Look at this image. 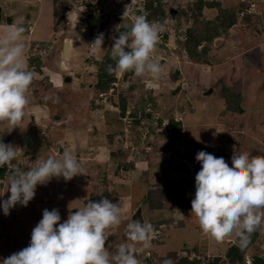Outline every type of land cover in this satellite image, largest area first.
Here are the masks:
<instances>
[{
    "label": "rangeland",
    "instance_id": "374dc122",
    "mask_svg": "<svg viewBox=\"0 0 264 264\" xmlns=\"http://www.w3.org/2000/svg\"><path fill=\"white\" fill-rule=\"evenodd\" d=\"M147 1L154 0H7V11L13 15L15 24L27 30L23 37L25 59L35 79L27 93L29 105L23 125L11 130L0 123V141L17 148L14 166L24 170L50 156L59 158L67 150L82 163L87 174L70 181L52 178L44 185H37L28 205L18 204L10 209L9 215L0 208V264L29 246L32 229L42 219L44 209H58L62 223L92 196H95L93 201H99L108 192L113 194L105 198L120 204L122 219L119 228L109 230L107 247L112 253L120 244L131 243L125 235L126 225L140 204H143L145 222L167 220L169 224L161 237L153 234L151 247L143 250L140 245L136 246L137 251H144L138 258L140 264H144L142 259L147 252L162 256L176 253L173 264H186L180 262L183 256L198 258V262L205 264L216 258L222 262L229 247L238 245L235 233L222 242L205 236L195 215L182 213L183 206L177 205L178 199L177 203L166 202L163 210L152 208L149 190L166 188L168 180H174L185 169L186 175L191 174L187 163L185 167L179 166L178 160L191 161L195 149L200 151L209 144L220 148L229 166L234 151L264 156V0L245 3L155 0L162 1L166 8L173 6L178 10L173 18L168 12L169 17L165 19L168 33H164L162 43L168 45L162 47L159 43L153 55L164 72L159 78L150 74L137 77L131 72L127 79L123 78L124 73L122 76L117 73L114 88L97 89L94 81L98 67L111 56L112 38H118L121 26L133 24L136 16L145 15L142 7ZM251 1L255 3V14L247 17V12L243 15L240 11L237 25L221 32L220 20L213 16L221 11L230 15L233 8H247ZM96 12L108 17V22L106 28L91 32L87 16ZM209 15L217 20L216 24L209 23ZM5 27L0 29V36ZM187 29L203 37L198 48H208L204 62H196L186 53L183 47L186 37L180 34ZM100 33L104 34L102 48H95L91 44ZM69 36L74 39L73 49L66 58L62 56L60 41ZM161 58L165 59L163 64ZM67 75L71 79L66 81ZM41 79L46 80L43 81L48 87L41 94H34V85ZM131 84L136 86L129 89ZM225 86L238 88L244 114L219 116L225 107L222 95ZM122 96L130 100L125 116L118 107ZM134 109L138 110L137 120L126 117ZM173 118L181 120L179 125L184 132L171 134L168 130L170 139L164 136L163 130ZM24 146L30 155L21 153ZM119 149L126 152L121 154ZM172 152L179 153L175 158L176 167H169ZM146 153L152 154L151 160L141 161L146 159ZM134 160H138L136 164L131 163ZM199 166L196 162V167H191L195 176ZM7 180L0 178V194L7 188ZM9 195L5 192L0 201ZM153 197L157 198L155 194ZM189 236L198 238L189 240ZM242 249L246 252L239 264H251L248 258L253 259L252 252L264 259V225ZM195 254L200 257H193ZM225 264H231L230 260Z\"/></svg>",
    "mask_w": 264,
    "mask_h": 264
},
{
    "label": "clouds",
    "instance_id": "9594fccd",
    "mask_svg": "<svg viewBox=\"0 0 264 264\" xmlns=\"http://www.w3.org/2000/svg\"><path fill=\"white\" fill-rule=\"evenodd\" d=\"M245 1L240 0L241 3ZM1 2L4 4L2 0ZM251 2L247 8L242 9L240 6L233 8L232 12L236 15L240 11L243 15L244 12H247V16L254 15L255 3ZM152 3L158 5L155 0ZM147 4L148 1L142 7L146 16L151 12ZM167 9L169 12L168 7ZM145 15L136 16L133 24L129 25L130 30L120 32L118 38H112L114 43L111 47V58L115 65H109L108 71L116 72V78L118 74L121 73L122 76L128 72H133L137 77L150 74L159 78L164 72L161 64L153 59V55L159 43L163 44L162 47L168 45L166 42L162 43L166 36L164 33H168L165 31V20L161 21L159 16L149 22ZM170 16L173 18L174 15ZM209 17V21L216 22L212 16ZM26 31L23 25L12 23L6 25L3 35L0 36V123L6 124L11 130L23 125L25 110L29 105L27 93L35 79V73L29 70L25 59L23 37ZM103 41L104 34L100 33L91 45L102 48ZM115 83L110 87L114 88ZM130 111L126 117L133 118ZM173 120L178 123L176 129L167 121L164 133H159L166 134L168 130L171 134L184 132L179 125L181 120ZM173 138L175 140L176 137L173 135ZM24 149L28 150L27 146L23 147L21 153L30 155V150L29 153H24ZM174 154L179 155L178 152H172L171 156ZM16 158L17 148L0 141V168L12 164ZM195 159L201 164L196 176L191 168L196 167L194 160L186 162L180 159L177 162L179 166L187 163L191 170L189 175H186V169L182 173L189 180L183 189L191 186V192L187 196L190 203L182 208V213L194 214L205 236L222 242L225 237L235 233L238 246L246 248L250 244L251 235L264 225V156H251L248 152L234 151L229 166L224 157H216L200 150ZM177 163L174 162L172 167H176ZM86 174L82 163L67 150L59 158L50 156L28 170L13 166L8 175L7 188L0 194L3 196L5 192H9L10 195L0 201V208L5 215H9L10 209L18 204L25 207L28 205L35 196L37 185H44L52 178L63 177L65 181H70L75 176ZM164 189H168L167 184L166 188L161 187L160 190ZM110 194L113 192H108L105 196ZM105 196L99 201H92L95 198L92 196L84 207L70 212L62 223L58 209H44L42 219L32 229L29 246L5 258L2 264H140L137 257L142 251H137L136 246L140 245L142 249L151 247L153 234L161 237V228L166 230L169 224H161L154 230L151 223L133 220L131 216L132 220L127 223L125 232L131 243L120 244L115 253H112L107 247L111 235L109 230L119 228L122 224L121 208L120 204L111 202ZM149 254L147 252L145 257ZM197 256L200 257L198 254L193 257ZM252 261L253 259L248 258V263L252 264ZM161 264H173V261L164 258Z\"/></svg>",
    "mask_w": 264,
    "mask_h": 264
},
{
    "label": "trees",
    "instance_id": "16d2710c",
    "mask_svg": "<svg viewBox=\"0 0 264 264\" xmlns=\"http://www.w3.org/2000/svg\"><path fill=\"white\" fill-rule=\"evenodd\" d=\"M208 6H213L212 4H208ZM147 7L151 10L150 15L146 16L148 21H151L153 19H157L159 16L161 17V21H164L166 18H168V9L165 7V5H163L162 1H160V3H158V5H153V3L151 1H148ZM204 7V6H203ZM203 9V8H201ZM220 17L218 18L220 20V23L218 24L219 26L222 27V30H220L221 32L225 33L226 29H230L232 27H234L235 25H237V15L232 12L230 15L229 14H223L222 11L219 13ZM248 17V16H247ZM250 17V16H249ZM222 18V19H221ZM217 21V20H216ZM107 22H108V17L104 16V15H100L98 14V12L88 15L87 16V27L90 30H95L96 28H106L107 26ZM199 22L198 20L196 21V23ZM204 22V21H202ZM209 23H213V21H210ZM214 24H216L214 22ZM219 33V32H218ZM180 35H184L186 37V39H184V43H185V51L186 53H188V56L190 57V59L196 61V62H204V57L205 55L207 56V52L208 48H206V46H204L202 49H199L198 47L202 45L203 42V37L202 36H198V34L196 32H194L193 30H186L183 33H181ZM220 35V34H219ZM207 39V36H205V40ZM181 42H183V39H180ZM211 40V38L209 39V41ZM180 42V41H179ZM36 45H38L36 43ZM40 45V44H39ZM111 55V54H109ZM115 65V61L110 57H108V60L106 63H102L99 65L98 67V75L96 77V81L95 82V86L97 89L102 90L105 88H109L116 80V72H109L108 71V66ZM131 75V72L128 73H124L123 74V78L127 79L129 76ZM41 79V81H36L35 85H34V94H41V91H44V88L46 89V83H44V81L46 82V80ZM42 85V86H41ZM222 95L225 101V107L224 110L222 111V113L220 114L221 116H225L227 114H236V115H242L244 114V107L242 106V95L241 93H239L238 88L237 87H227L225 86L222 89ZM121 102L119 103V111L121 113L122 116L126 115V112L129 108V99L126 96H122V99L120 100ZM137 109L131 110L130 111V116L133 117L135 120L137 117ZM170 123L173 125V127L176 129L177 128V122H174L173 119L169 120ZM164 136H167L168 138L171 139V137L167 134H164ZM10 138V136H9ZM208 153L213 154L216 157H223V153L220 150V148L216 145H208L206 146V148L202 149ZM119 151L121 152V154H124L126 151L119 149ZM199 150L195 149V152L193 153V156H190V159L196 161L195 159V154H197ZM113 154H116V152H113ZM136 158L139 157V155L135 156ZM152 157V154L150 155L149 153L145 154V158L146 159H142L141 161H150ZM175 158H176V154H174L171 158V160H169V165H174L175 162ZM225 159V158H224ZM17 160V158L12 162L13 166L15 161ZM138 160H134L133 162H131L132 164L137 162ZM146 161V162H147ZM197 162V161H196ZM199 163V162H197ZM136 164V163H135ZM149 164V163H148ZM200 164V163H199ZM201 165V164H200ZM11 164L10 165H6L3 168L0 169V178H8V175L13 167ZM150 166V165H149ZM21 169H23L21 167ZM200 170V169H199ZM83 175H80V177ZM189 180L187 179L186 176H184L183 178H181L179 181L177 182H168L167 186L169 187L168 189H164V190H153L150 189L149 193H150V200L153 204H151L152 208H159V209H163L166 205V202H170L171 204H173L171 201H174L175 203L176 200L178 199L179 202L177 203V205H182L183 207H185L186 205H188V198L186 195V190L183 189V186L188 183ZM2 184L0 183V186ZM153 191V192H152ZM158 191V192H156ZM156 195V199L154 200L155 197H153V195ZM180 201L182 202V204H179ZM158 202V203H156ZM153 225L154 230L158 229L159 226L163 223L162 222H150ZM159 223V224H158ZM165 224V223H164ZM158 225V226H157ZM164 228H161V231L164 232ZM144 250V249H143ZM142 250L141 253H138V257H141L144 253V251ZM245 250L242 249L241 247H239L238 245H234L229 247L227 254H226V258H224L225 261L230 260L231 264H239L240 262H243L244 259L242 257V255H245ZM146 255V254H144ZM174 255V257H172ZM173 255H168V256H161L158 255L157 252H153L151 254H149V256L145 257L143 256V261L144 264H161L162 260L164 258H170L171 260H176L177 255L176 253H173ZM253 255V261L252 264H264V259L263 257L257 253V252H252ZM157 256V257H155ZM176 256V257H175ZM156 261V262H155ZM185 262L186 264H205L202 262H198V258H193V259H188L187 256H184L183 259L180 260V262ZM225 261L221 262L220 258H216L214 259L211 263H207V264H219V262H221V264H225Z\"/></svg>",
    "mask_w": 264,
    "mask_h": 264
},
{
    "label": "water",
    "instance_id": "95a60500",
    "mask_svg": "<svg viewBox=\"0 0 264 264\" xmlns=\"http://www.w3.org/2000/svg\"><path fill=\"white\" fill-rule=\"evenodd\" d=\"M5 7H6L5 4H3L1 2V0H0V27L3 25V23L5 21L7 22V24H12L13 23V17L12 16H7L6 20H5V16H4ZM177 12H178V10L173 8V6L169 7L170 15H174ZM130 29H131V26L124 25L121 28V32L125 31V30H130ZM73 41H74V39H73L72 36L66 37L65 40L63 41V50H62L63 57H66V58L70 57L71 50H72V47H73ZM67 79L70 80L71 76H67L65 78V80L67 81ZM27 152H28V150L24 149V153H27ZM142 209H143V204H140L138 206L137 210L132 215V219L133 220H140L141 222H145V218H144V215L142 213Z\"/></svg>",
    "mask_w": 264,
    "mask_h": 264
},
{
    "label": "crops",
    "instance_id": "0c3cea01",
    "mask_svg": "<svg viewBox=\"0 0 264 264\" xmlns=\"http://www.w3.org/2000/svg\"><path fill=\"white\" fill-rule=\"evenodd\" d=\"M205 7H207L206 5L204 6V8ZM208 10H211V9H207V11ZM207 11H206V13H207ZM209 16H213V15H209ZM220 17V15H219V13L218 14H216V15H214L213 16V18H219ZM161 59H163V61H162V64L165 62V59L164 58H161ZM178 72L180 73L181 71H179L178 70ZM150 103V102H149ZM222 113V112H221ZM209 145H211V144H209ZM146 162V161H145ZM135 163H137V162H135ZM138 163H140V162H138ZM184 177V175L183 174H181V173H177V175L175 176V179L173 180V182H177V181H179L181 178H183ZM168 181H170V180H168ZM167 181V182H168ZM190 187L191 186H187V188H186V195L188 196L189 194H190V192H191V190H190ZM169 188V187H168ZM112 194H110V196H111ZM101 197H104V196H101ZM106 197V196H105ZM93 198V197H92ZM95 198H93L92 199V201L94 200ZM101 199V198H100ZM172 206V205H171ZM165 208V207H164ZM144 209V208H143ZM159 210H163V209H159ZM154 220H150V221H148V223H150V222H153ZM163 221H164V223H167L168 224V222H167V220L165 221V220H162V221H154V222H162L163 223ZM175 222V221H174ZM163 223V224H164ZM177 233V231H175V233H173V234H176ZM174 236V235H173ZM198 237H193V239H194V241H196V239H197ZM192 239V237L191 236H189V240H193ZM198 243V242H197ZM198 245H200L199 243H198ZM162 256V255H161Z\"/></svg>",
    "mask_w": 264,
    "mask_h": 264
},
{
    "label": "flooded vegetation",
    "instance_id": "af4514ba",
    "mask_svg": "<svg viewBox=\"0 0 264 264\" xmlns=\"http://www.w3.org/2000/svg\"><path fill=\"white\" fill-rule=\"evenodd\" d=\"M5 4L7 3V0H2ZM6 7H7V4L5 5ZM5 7V9H4V16H5V20H6V17L7 16H10L11 15V13H8V11H7V9L8 8H6ZM12 17H13V15H11ZM13 24H15V19H14V17H13ZM5 25H7V22L5 21L4 22V25L3 26H5ZM63 41H64V39H63ZM63 41H60L61 42V51L63 50ZM67 77V76H66ZM65 77V78H66ZM136 84H131V86L129 87V89L130 88H132L133 86H135ZM42 102H44V100L42 101ZM44 104V103H43ZM47 116H49V114L47 115ZM46 118H49V117H46ZM55 118H56V116H55ZM102 198V197H101Z\"/></svg>",
    "mask_w": 264,
    "mask_h": 264
}]
</instances>
